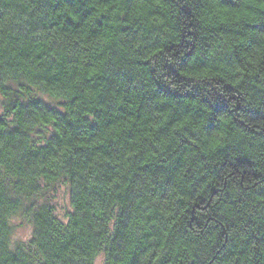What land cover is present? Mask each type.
I'll use <instances>...</instances> for the list:
<instances>
[{"label":"clouds","instance_id":"clouds-1","mask_svg":"<svg viewBox=\"0 0 264 264\" xmlns=\"http://www.w3.org/2000/svg\"><path fill=\"white\" fill-rule=\"evenodd\" d=\"M0 264H264V0H0Z\"/></svg>","mask_w":264,"mask_h":264}]
</instances>
